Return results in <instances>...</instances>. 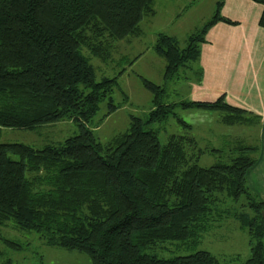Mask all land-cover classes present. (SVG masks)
I'll return each instance as SVG.
<instances>
[{"label":"trees","instance_id":"1","mask_svg":"<svg viewBox=\"0 0 264 264\" xmlns=\"http://www.w3.org/2000/svg\"><path fill=\"white\" fill-rule=\"evenodd\" d=\"M251 1L262 6L264 28V0ZM222 5L216 2L183 47L171 35H157L153 48L166 61L164 84L143 78L152 93L147 117L130 115L127 129L102 143L94 133L96 114L102 102L107 114L118 107L112 97L118 75L96 79L91 58L106 61L114 41L138 35L142 19L154 14L153 0H0V137L4 127L36 130L71 121L78 128L41 147L0 141V225L34 231L46 245L83 252L91 264H218L210 251L190 249L228 212L221 208L225 200L243 197L246 209L232 215L248 233L250 254L231 264H264V201L246 185L259 145L237 140L225 159L210 148L217 159L200 165L206 152L182 133L192 124L175 109L217 111L225 125H254L258 115L223 94L169 100L166 87L189 79L209 27L235 23ZM170 117L179 130L162 142ZM164 242L188 252L159 255L153 249Z\"/></svg>","mask_w":264,"mask_h":264},{"label":"rangeland","instance_id":"2","mask_svg":"<svg viewBox=\"0 0 264 264\" xmlns=\"http://www.w3.org/2000/svg\"><path fill=\"white\" fill-rule=\"evenodd\" d=\"M217 1L220 0H153L154 14L145 16L140 22L143 31L141 36L114 41L106 61L99 57L91 58L96 79L118 75L119 87H116L112 93L114 103L118 104V107L107 114L108 106L102 102L96 114L95 121H98V125L94 128V133L102 143H106L113 135L125 131L129 126L130 115L147 117L152 106V93L144 86L143 78L155 84H164L163 73L166 61L153 48L157 35L159 33L171 35L179 41L181 47L185 46L188 36L197 33L209 20ZM195 65L200 67L196 61ZM195 65L192 70H187L190 79L188 80L191 83L197 81ZM120 70L123 71L119 73ZM182 77L166 84L169 100L190 99L189 82ZM175 111L192 124L191 129L182 133L195 136L197 147L206 152L200 157V165L207 166L217 159L207 153L210 148L220 149L219 154L225 159L226 156L233 155L231 148L237 140L245 144H258L255 128L258 123L225 125L218 118V112L209 109L176 108ZM175 121L174 117L169 118L166 131H161L159 134L160 141L165 142L168 134L179 130ZM77 131L78 128L71 121H58L52 125L40 126L36 130L4 127L0 141L22 142L41 147L50 141L63 140ZM243 202H245L243 197L238 202L225 200L221 208H228V212L223 213L220 220L213 221V226L203 234L200 243L190 251L208 250L216 256L218 264L246 260L250 254L249 236L232 215L235 211L246 209L241 204ZM262 215L264 216V211ZM0 236L12 242L10 246L0 238V264H91L83 252L46 245L34 231L21 230L11 222L0 225ZM178 244L180 243L164 242L153 250L162 256L186 253L184 245L178 246Z\"/></svg>","mask_w":264,"mask_h":264},{"label":"crops","instance_id":"3","mask_svg":"<svg viewBox=\"0 0 264 264\" xmlns=\"http://www.w3.org/2000/svg\"><path fill=\"white\" fill-rule=\"evenodd\" d=\"M222 3L221 13L235 23L220 20L207 30L196 61L201 79L188 80L189 95L191 100H214L223 94L229 104L258 115L259 150L246 171V185L257 200L264 201V28L258 25L262 6L251 0ZM142 32L140 26L138 35L123 39Z\"/></svg>","mask_w":264,"mask_h":264}]
</instances>
